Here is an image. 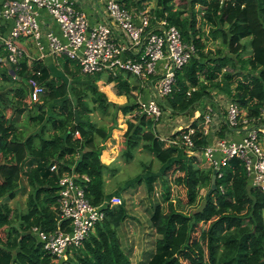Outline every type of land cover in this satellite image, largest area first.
<instances>
[{
	"label": "trees",
	"instance_id": "obj_1",
	"mask_svg": "<svg viewBox=\"0 0 264 264\" xmlns=\"http://www.w3.org/2000/svg\"><path fill=\"white\" fill-rule=\"evenodd\" d=\"M118 1L127 10L136 11L143 9L146 0ZM196 4L202 7L201 17L209 25L207 35L213 41L220 40L221 48L213 54L204 51L203 33L196 27ZM189 6V13L184 14L186 10L174 8V0H156L149 12L151 20L156 16L175 25L183 40L195 49L189 62L176 71L172 92L158 100L164 113L202 111V101L210 102L214 93H222L249 117L258 116L264 109V0H190ZM247 46L251 52L244 56ZM5 56L0 49V57ZM61 57L58 64L64 74L40 60L29 62L26 56L15 64L0 61V229H5V235H0V264H131L118 234L128 216L126 207L103 203L111 195L104 191L107 165L100 155L113 126L107 130L89 115L95 110L107 114L109 107L132 115L137 104L131 91L138 86H131L124 72L107 76V83L115 81L116 93L128 98L126 104L116 105L97 87L101 73H82L73 60ZM30 77L44 86L40 102H29ZM75 110L87 123L76 122ZM25 111L41 126L37 134L22 140L7 113L20 115ZM133 117L137 122L128 120L122 136L123 155L130 158L139 145L152 152L162 164L161 178L177 172L173 181L184 189L185 197L184 202L178 199L175 204L166 179L161 180L162 201L155 202L149 217L158 237L144 264H264V191L250 186L242 162L233 158L221 169L222 176L216 178V188L205 207L195 212L204 199L200 191L209 188L213 171L200 167L196 156L161 140L157 122L143 115ZM191 125L196 127V121ZM192 139L195 149L208 140L199 128ZM53 164L56 170H50ZM72 166L75 173L87 177L77 182L88 201L102 207L104 218L67 260H58L43 249L31 228L37 226L46 232L57 226L68 229L66 221L58 223L57 182L62 173L72 171ZM21 176L26 177L29 190L26 211L15 224L8 200L15 197ZM157 177L144 176L149 193Z\"/></svg>",
	"mask_w": 264,
	"mask_h": 264
},
{
	"label": "built area",
	"instance_id": "obj_2",
	"mask_svg": "<svg viewBox=\"0 0 264 264\" xmlns=\"http://www.w3.org/2000/svg\"><path fill=\"white\" fill-rule=\"evenodd\" d=\"M81 1H87L96 11L99 8L101 19L92 24L86 11L77 7L78 0H0V49L6 53L0 61L15 64L28 57L20 43L25 39L41 52L47 48L51 56L73 60L85 74L107 73L115 77L120 72L130 73L139 88L135 93V114L158 123L165 114L158 100L172 92L175 73L194 55V46L185 42L179 29L165 18L153 16L151 20L146 9L133 14L118 0ZM41 11L57 23L64 41L43 27ZM27 82L29 102H40L43 84L33 77ZM213 95L210 102L202 101L203 110H195L184 130L179 129L175 136L158 134L160 139L199 157L216 171V178L222 176L221 169L231 159H239L250 186L264 191V109L258 116L249 117L226 95ZM194 121L196 127L191 125ZM198 128L208 140L202 148L195 149L192 136ZM73 167L57 182L58 223L66 221L68 229L57 226L46 232L37 226L31 228L43 249L58 260H67L104 218L102 207L91 204L77 182L87 177L75 173ZM50 170H56V165H51ZM103 203L118 205L121 200L112 195Z\"/></svg>",
	"mask_w": 264,
	"mask_h": 264
},
{
	"label": "rangeland",
	"instance_id": "obj_3",
	"mask_svg": "<svg viewBox=\"0 0 264 264\" xmlns=\"http://www.w3.org/2000/svg\"><path fill=\"white\" fill-rule=\"evenodd\" d=\"M189 1L190 0H174V8H180L186 10L184 14L189 13ZM149 12L156 5V0H148L147 3ZM195 17L196 27L203 33L202 40L205 42V52H213L218 48H221L220 40L213 41L207 34L209 31V25L206 24L201 17L202 7L195 5ZM206 37V38H205ZM208 37V39H207ZM248 41V39H247ZM250 46H247L244 56L250 53ZM214 95H212L213 97ZM225 96V95H224ZM226 98V97H225ZM133 100V99H132ZM130 100V102L132 101ZM207 104V103H206ZM107 114H103L100 111H95L89 115V119L94 121L99 126H105L108 130L112 127L110 137L107 138V143L110 140L112 143L111 149L114 151L109 160H105L107 163V169L104 170V191L109 195H118L121 203L124 204L127 210V218L121 223L118 228V234L121 244L125 251L130 255L131 264H144L151 253L154 251L155 240L158 235L151 227L149 217L152 212V207L155 202H161V193L163 190L162 179H166L167 185L170 186V200H173L175 204L177 200L183 201L184 189L179 185H176L173 181L177 172L171 175L161 178L162 164L155 158L154 154L148 150H144L140 145L136 147L130 158L123 155L125 145L123 142L124 127H127V120L129 116L120 115V111L115 108L109 107ZM187 111V110H186ZM183 111L182 113H169L164 114L158 121L162 124L165 133H171L173 131L185 128L190 124L193 114ZM115 114V124L113 125V117ZM165 120V122H164ZM28 122V118L25 119L23 124ZM137 122V121H136ZM164 139V138H163ZM118 140L121 145V149L118 150ZM165 140V139H164ZM105 141V142H106ZM115 144V145H114ZM115 146V147H114ZM113 147V148H112ZM187 155H189L187 153ZM198 165L203 168H208L207 165L200 161L197 157ZM3 158L0 156V164ZM148 174H157L158 179L154 182V190L149 193L146 189L144 176ZM142 178L139 183L133 185L135 180ZM132 182V184H130ZM122 185L123 187H121ZM208 188H204L200 191L201 196H204ZM163 203V202H162ZM15 208L18 212L26 211V205L20 201L15 202ZM164 210L167 209V203L164 202ZM24 208V209H23ZM188 208L185 207L184 211ZM0 235H5V229H0Z\"/></svg>",
	"mask_w": 264,
	"mask_h": 264
},
{
	"label": "crops",
	"instance_id": "obj_4",
	"mask_svg": "<svg viewBox=\"0 0 264 264\" xmlns=\"http://www.w3.org/2000/svg\"><path fill=\"white\" fill-rule=\"evenodd\" d=\"M78 5L77 7L82 8L86 11V13L88 14V16L90 17V22L93 24L95 21L101 19L102 14H101V10L98 8L97 11L92 9L90 4L87 3V1L82 2L81 0H78ZM148 0H146L144 3V7L141 10L144 9H148ZM133 14H137L139 12V10H131ZM149 12V10H148ZM41 17H42V25L45 28H49L51 29L55 35H57L59 37V39L61 41H64V38L61 35V32L59 30V27L57 25V23H55L54 21L51 20V18L47 15V13H45L44 11H41ZM20 43L22 45V47L25 48L27 55H28V60L29 62L33 59H37L40 60L42 62H44L46 65H51V66H55V68L57 70H59V74H64L62 73L63 68L60 67V64H58L62 57L60 55L58 56H51L48 52H47V48L44 49V51H39L36 49V47L34 46V43L31 40H25L22 39L20 40ZM45 43V42H44ZM46 44V43H45ZM47 46V45H46ZM58 66V67H56ZM108 75L107 73H101V78L96 81L97 87L98 89L103 92L106 95V98L108 101L115 103L116 105H123L126 104L128 102V98L126 97V95H119L116 93V89H115V81L106 82V78ZM124 78H126L129 82H131V86H135L138 84L137 79L130 75L128 73H123ZM139 90V88L134 89L131 91L132 95L135 98V93ZM95 111H99V110H95ZM94 111V112H95ZM195 112V111H194ZM193 112V113H194ZM192 113V114H193ZM92 114V113H90ZM134 114H135V110L132 112L131 114H128L127 116H129V121L131 122H136L137 119H134ZM165 114H169V113H165ZM120 115H122V113H120ZM194 115V114H193ZM125 116V115H124ZM29 111H25L24 113L18 115L16 113H11L8 112L7 113V119L9 120V122H11L13 124L14 128V132L22 138V140H24L26 137H28L29 135H35L39 132L40 130V126L41 125H37L36 123H34L33 121H31L29 119ZM123 117V115H122ZM28 118V122L25 123V125L23 124V122L25 121V119ZM193 118V117H192ZM92 120V119H91ZM128 121V120H127ZM165 122V120H164ZM127 124V122H126ZM157 125V130L158 133L161 135H169L171 133H174L175 131L171 132V133H165L162 124H160L159 122L156 124ZM126 127H124L122 129V133H124ZM176 131H178L176 129ZM38 137L36 138V143L38 142ZM116 143H118V140H116ZM103 145V150L101 151V155H100V159L101 161L106 164L107 162L105 160H109L110 156L113 155L114 151L111 149L112 143L109 140L108 143L107 141L102 143ZM115 145V144H114ZM118 150L121 149V145L118 143ZM115 147V146H114ZM113 148V147H112ZM3 158V157H2ZM121 187H123L122 185H120ZM28 190L29 187L26 183V177L25 176H21L18 188L16 189V195L14 198L8 200V203L12 209V214H13V221L15 224H19V217L21 214H23L25 211H21L18 212V210L15 208V202L20 201L22 204H24V207L26 205V198H27V194H28ZM118 196V195H117ZM24 209V208H23ZM26 210V209H25Z\"/></svg>",
	"mask_w": 264,
	"mask_h": 264
},
{
	"label": "water",
	"instance_id": "obj_5",
	"mask_svg": "<svg viewBox=\"0 0 264 264\" xmlns=\"http://www.w3.org/2000/svg\"><path fill=\"white\" fill-rule=\"evenodd\" d=\"M75 119H76V122H84V123H87L86 120H82L78 117V114H77V111L75 110ZM215 181H216V171L213 170L212 172V177H211V184L206 192V194L204 195V199L201 201L200 205L198 206L197 209H195V212H200L203 210V208L205 207L206 205V200L208 199L209 195L212 193V191L216 188V184H215Z\"/></svg>",
	"mask_w": 264,
	"mask_h": 264
}]
</instances>
